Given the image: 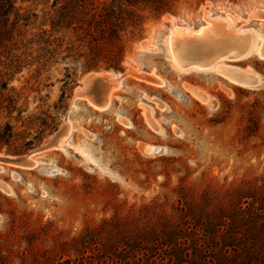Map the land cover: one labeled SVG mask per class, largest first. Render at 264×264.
I'll use <instances>...</instances> for the list:
<instances>
[{
  "label": "rangeland",
  "instance_id": "1",
  "mask_svg": "<svg viewBox=\"0 0 264 264\" xmlns=\"http://www.w3.org/2000/svg\"><path fill=\"white\" fill-rule=\"evenodd\" d=\"M169 1L158 15L125 0H13L0 38V185L11 191L0 186V264L217 263L227 237L264 220V59L223 60L260 76L254 90L183 73L166 54L171 32L188 40L206 14L229 21L228 38L264 37V0Z\"/></svg>",
  "mask_w": 264,
  "mask_h": 264
},
{
  "label": "bare ground",
  "instance_id": "2",
  "mask_svg": "<svg viewBox=\"0 0 264 264\" xmlns=\"http://www.w3.org/2000/svg\"><path fill=\"white\" fill-rule=\"evenodd\" d=\"M206 15H207L206 19L208 20L207 26H205L203 29H201L199 31V33L194 34V35L191 34L190 37L188 36L187 37L188 40H183V41L177 40V39H179V38H177L178 36L186 37V36H184L185 33H182L183 30L181 31L180 28L174 29V31L171 32V34H170V36L166 42V52H167L166 54H168L167 56H170V58H172L173 63H174V67H176L177 70L182 71L183 73L190 72L192 70H195L198 72L216 71V73L220 72V73L224 74L229 79H231L233 82L237 83L238 85H240L242 87H246V88L254 89V90L261 87L263 84V79L260 76L254 74L248 70L243 71L244 69L241 70V69H239L240 67L235 68L236 66L233 67L232 65L229 67L225 63H223V60L225 58L226 59L230 58L231 60H233V59L242 60L244 58L251 57L253 54H258L259 55L258 57L264 59V37L262 35H258L259 33L256 35H254V34H239L240 33L239 31H237V33H234L235 30H231V31H234L233 32L234 35H233V37L228 38V36L222 34V30H225L226 26H228L229 21L228 20L227 21H223V20L221 21L218 18H212L211 19L210 14H206ZM215 22L222 24L224 29L217 28L215 26ZM228 31L230 32V30H228ZM186 35H187V33H186ZM205 60H207V61L211 60V61H209L210 64H209L208 68L203 67L202 65L199 64L201 61L205 62ZM206 68L209 70H206ZM97 75L101 76L100 73ZM102 76H103V74H102ZM109 76L110 77H107L108 78L107 81L109 80V82H113V86H112L113 89L112 90H114V93H112L113 91H111L112 94L108 95V98L105 101L103 109L104 108L106 109V107L109 108V105H110L111 100L113 98V94H116L115 93L116 88L120 87V84L122 83L120 78H118L119 76H117L116 74H115V76H111V75H109ZM103 78H104V76H103ZM95 81H97V80H95ZM105 82H106V80H105ZM90 84L91 83L89 81L88 87H90ZM94 84H96V83H94ZM105 88H106V84H105ZM86 91H89V90H86ZM202 93H204V92H202ZM202 93L198 89L197 90L193 89V94L195 96L204 100L205 103H209V101L207 100L208 96L205 97L206 95L204 96ZM90 94H92V93H90ZM104 94L105 93H103V95ZM86 95H88V94H86ZM103 100H104V98H103ZM211 102L209 104L212 105ZM92 104H94V103H92ZM101 105H102V103H101ZM97 108H99V106ZM101 109H102V107H101ZM124 121H122V122L124 123ZM148 121H150V120H148ZM125 124L130 125L127 122H125ZM64 130L66 131V128L62 129V131H64ZM59 137L63 139V137H61V136H59ZM55 143H56V141L54 142V144ZM63 144H64V140H61L58 143L57 147L63 148ZM49 146H51V145H49ZM55 146H56V144H55ZM55 146H54V148H55ZM51 148H53V146ZM164 149H165L164 147L155 146V145H151V144H146L145 146H142L143 152L149 156L160 153V152H164ZM44 150H47V149L44 148ZM24 160L25 159H23V160L16 159V160L12 161V163H15L16 165L20 164V166H21V164L22 165L24 164V162H25ZM0 161H3V159H0ZM26 165L27 166H33L32 162H30L29 160H27ZM0 186L3 187L5 190L9 191V193H11V191L9 190V187H4L2 185H0Z\"/></svg>",
  "mask_w": 264,
  "mask_h": 264
},
{
  "label": "trees",
  "instance_id": "3",
  "mask_svg": "<svg viewBox=\"0 0 264 264\" xmlns=\"http://www.w3.org/2000/svg\"><path fill=\"white\" fill-rule=\"evenodd\" d=\"M87 0H81L82 6H87ZM128 8L142 6L149 11L158 15H163L171 11L169 0H125ZM14 10L13 0H0V38L7 31L9 15ZM110 12L105 14V17L110 16ZM129 14H132L130 12ZM252 223V222H251ZM252 232L249 235L239 236L231 235L226 238L221 247V253L217 259H205L206 264H256L261 262L264 264V220L261 222H253ZM240 239H244L243 247H240ZM243 242V241H242ZM201 247V245H200ZM234 252V254L232 253ZM155 264V262H153Z\"/></svg>",
  "mask_w": 264,
  "mask_h": 264
}]
</instances>
